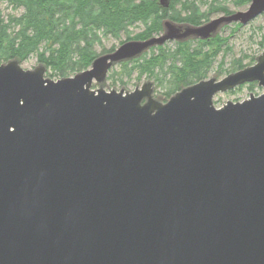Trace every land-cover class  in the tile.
<instances>
[{
	"label": "water",
	"instance_id": "obj_1",
	"mask_svg": "<svg viewBox=\"0 0 264 264\" xmlns=\"http://www.w3.org/2000/svg\"><path fill=\"white\" fill-rule=\"evenodd\" d=\"M263 14L251 0L199 27L165 22L162 36L57 81L42 66H0V264H264V93L214 104L246 84L264 89V52L165 104L152 83L93 90L153 47Z\"/></svg>",
	"mask_w": 264,
	"mask_h": 264
},
{
	"label": "trees",
	"instance_id": "obj_2",
	"mask_svg": "<svg viewBox=\"0 0 264 264\" xmlns=\"http://www.w3.org/2000/svg\"><path fill=\"white\" fill-rule=\"evenodd\" d=\"M210 1L208 16L201 14L198 6ZM219 1L222 0H172L170 8L163 9L157 0H139V3L137 0H0V5L6 3L16 11L23 10L22 16L10 24L0 19V65L12 60L23 63L36 55L47 68V76L58 80L69 78L92 66L99 57L95 46L103 38L119 40L121 34L139 23L144 26V32L133 39L147 41L163 32V22L167 19L198 27L212 14H232L219 6ZM223 1L237 7L251 3V0ZM177 7L189 15L180 19ZM130 40L132 38L127 37V41ZM228 41L216 35L209 41L175 43L176 48L171 51L165 49L167 44L152 48L143 56L122 63L117 74L120 78H131L136 73L138 79L146 76L149 80L159 81L160 86L169 82L166 96L170 98L182 89L206 80L218 57L231 51ZM193 44H197L196 47ZM262 48L264 50V41ZM243 68L239 61H234L228 70L220 65L217 76L230 75Z\"/></svg>",
	"mask_w": 264,
	"mask_h": 264
},
{
	"label": "rangeland",
	"instance_id": "obj_3",
	"mask_svg": "<svg viewBox=\"0 0 264 264\" xmlns=\"http://www.w3.org/2000/svg\"><path fill=\"white\" fill-rule=\"evenodd\" d=\"M219 2H220L219 6L227 9L232 14L237 13V12L247 11L250 5L248 4L244 7H237L234 3H224L223 0ZM210 3H212V1H210L208 4H204V3L200 4L198 6L199 12L201 14L208 16L210 9H211ZM176 11L180 19H184L186 16L189 15L188 13H185L180 7H177ZM22 13H23V10L16 11L12 9V7H10L6 3H2L0 5V19L6 24H10L16 18H20L22 16ZM222 16H229V15H226L222 12L215 13V14H212L210 18H208V20L204 21L203 23L207 24L211 22L212 20L218 19ZM166 22H173V21L167 19ZM237 25L239 24H230V25L223 26L220 29V31L217 33V35L221 36L223 39L229 40L228 45L231 47V51L226 53L225 56L223 53L218 57L216 62H214L206 80L212 79V78L221 80L225 78L226 76H228L227 74L223 75L222 77L217 76L220 65H224V69L228 70L232 67V64L234 63V61H239L242 63L244 67L243 69L239 70V71H242L246 68L254 66L257 60L253 61V59L258 58L259 56L263 54L264 50L262 48V43L264 41V14L258 17L257 19H255L254 21H252L251 23H249L248 25H245V26L241 25V27H238ZM12 27H13V24H12ZM17 29L18 27H15V30ZM143 32H144V26L138 23L132 26L131 28H129L127 33L121 34L119 40L112 38V37L103 38V40L100 41L101 43L95 46V51L99 55L98 58L114 53L122 44L126 42L137 41L133 39V37ZM127 37H131L132 40L127 41ZM194 45H197V44H193V47H196ZM175 48L176 46L174 42L168 43L165 47V49L170 50V51L175 50ZM12 61H18V60H12ZM12 61L4 62L0 66L6 65ZM20 65L22 69L25 71H34L36 68L40 66L45 67L38 61V58L36 55H33L27 61L20 63ZM91 67L88 68V70H90ZM119 72H120V65L111 69L103 86H99L98 84L94 83L93 90L96 91L99 88H103L107 92H110V91L120 92L121 90L125 92H134L137 88H141L143 85L147 83H152L155 89L154 97L158 101L167 102L170 99L168 96H166L168 95L167 92L170 88L169 82H165L163 86H160L159 81L158 83L154 79L149 80L146 76H143L141 79H138L137 78L138 74L136 73H134L131 78H125V77L122 78V76L120 78V76H118L117 74ZM78 74L80 73H76L71 77H74ZM47 75H48V71L46 72V79L58 80L56 78H50ZM263 92L264 90L260 88L258 84L255 83L254 86H252L251 84H248V85L243 86L242 88L235 89L234 91L226 92L223 94H218L214 99V104L217 108H220L224 106L227 102H233V103L242 102V101L249 99L251 95H254L257 97V96L262 95Z\"/></svg>",
	"mask_w": 264,
	"mask_h": 264
},
{
	"label": "flooded vegetation",
	"instance_id": "obj_4",
	"mask_svg": "<svg viewBox=\"0 0 264 264\" xmlns=\"http://www.w3.org/2000/svg\"><path fill=\"white\" fill-rule=\"evenodd\" d=\"M158 1V4H159V6L161 7V8H163V9H169L170 8V5H169V7L168 8H164V6L162 5V3H161V0H157ZM170 2V4L172 3V0H169ZM136 3H139V0H137V2ZM164 3H166V1H164ZM165 22H166V20L163 22V26H164V24H165ZM173 23V22H172ZM173 24H176V23H173ZM176 25H180V24H176ZM180 26H184V25H180ZM202 26V25H201ZM165 26H164V30H163V32L159 35V36H161V35H163L164 33H165ZM157 36V35H156ZM190 40H193V41H196V40H198V39H195V38H188V39H185V40H182V41H172V42H174V43H179V42H186V41H190ZM209 40H211V39H209ZM209 40H207V41H209ZM168 43H171V42H167L166 44H168ZM165 44V45H166ZM164 46V45H163ZM162 47V46H161ZM154 48H157V47H154Z\"/></svg>",
	"mask_w": 264,
	"mask_h": 264
}]
</instances>
